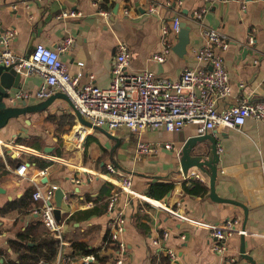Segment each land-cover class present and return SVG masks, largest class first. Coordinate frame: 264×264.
<instances>
[{
    "label": "crops",
    "instance_id": "0c3cea01",
    "mask_svg": "<svg viewBox=\"0 0 264 264\" xmlns=\"http://www.w3.org/2000/svg\"><path fill=\"white\" fill-rule=\"evenodd\" d=\"M181 1L180 4L178 0H0V39L5 31L15 29L11 48L18 55H29L38 44L57 49L67 37H73L69 49L60 56L73 75L82 73V83L93 82L103 87L111 83L121 41L132 52L128 70L150 69L158 75L178 79L185 68L199 66L194 50L203 46L205 37L203 26L194 20L193 13L206 6L204 24L220 29L230 40L224 56L233 92L220 101L219 108L264 100V0ZM116 5L117 13L114 12ZM67 10H74L77 15L58 17ZM179 10L182 21L186 20L191 26L187 53L179 55L173 49L164 61H157L154 55L163 49V26L170 25ZM250 37L254 38L253 44ZM168 38L174 47L178 34L171 32ZM79 61L84 65L80 66ZM21 81L22 91L36 92L44 78L22 75ZM23 100L27 105H40L46 99L31 95L18 100L15 107H22ZM153 131L159 134L155 139L151 136ZM212 131L217 132L220 153L216 189L222 197L247 205L245 247L255 263L240 253L244 209L234 203L211 199L210 191L207 196H198L184 189L183 183L187 177H194L192 173L210 188L207 173L193 168L184 176L177 156L182 140L198 134L195 124H187L176 132L157 128L140 133L126 127L109 130L84 126L69 101L56 97L42 109L10 118L0 129L3 141L0 159L4 161V166L0 167V186L6 189V193L0 192V207L23 195L29 187L57 185L65 192L59 221L64 243L59 245L57 260L63 250L70 249L71 240L75 238L94 247H104L111 216L106 204L111 192L103 191L110 182L100 173L109 174L107 165L112 162L117 167L113 176L133 179L132 193L121 191L119 201L127 218L123 235L127 243L124 264H153V257H156L154 264H221L222 257L212 248L211 225L235 218L239 219V231L229 238V245L231 253L238 255L237 264H264V122L249 118L240 128ZM17 137L33 140L42 149L24 141L17 142L18 151L9 148L6 143L16 141ZM139 139L170 142L173 148L160 146L152 154H137L135 145ZM46 147H51L49 153L45 152ZM72 147L74 152L66 155ZM8 156L21 162L14 165L15 161H10ZM43 160L51 163L43 168L40 166ZM21 163L27 165L23 174L17 171ZM43 170H46L44 175ZM159 178L175 180L174 188L162 200L146 194L149 184ZM33 203L35 207L40 204L39 201ZM170 207L179 211L171 212ZM40 221L41 215L35 211L24 215L0 214V248L8 250L6 260L0 258V264H11L17 257L9 247V239L16 238L18 231L29 224ZM164 231H170L167 246L178 255L171 263L163 260L166 256L156 254L160 247L155 240ZM114 257L112 255L109 264ZM66 264L83 262L76 258Z\"/></svg>",
    "mask_w": 264,
    "mask_h": 264
},
{
    "label": "built area",
    "instance_id": "2783aa9c",
    "mask_svg": "<svg viewBox=\"0 0 264 264\" xmlns=\"http://www.w3.org/2000/svg\"><path fill=\"white\" fill-rule=\"evenodd\" d=\"M181 4V0H178ZM153 10V9H151ZM207 7L196 9L193 13L195 21L202 24L205 37L203 46L194 50L199 66L185 68L178 79L156 74L150 69L139 72L128 70L132 56L130 47L125 42H119L116 58L112 67V81L107 86H99L93 82L82 83V73L73 75L66 62L60 56L69 49L74 38L69 36L57 49L38 44L29 55H18L10 44L16 34L15 29H8L2 35L0 42V65L16 68L22 75H40L43 84L36 92L18 89L11 100H20L31 95L47 99L56 92L65 93L71 100L74 109L91 124V127H105L114 130L126 127L134 133L147 129L164 128L166 131H180L187 124H195L198 133H206L217 128H240L249 118L264 122V100L234 103L220 109L221 100L233 92L230 74L225 64V51L229 48V37L220 29L207 26L203 22ZM76 11H62L59 18L76 16ZM181 12L177 13L170 25L163 26V49L154 55L157 61H164L173 51V43L169 34H178L181 25ZM250 43L254 38L250 37ZM80 66L84 65L79 61ZM93 78V75L90 76ZM243 86L244 83L242 82ZM3 141L0 139V149ZM6 145L18 151L19 144L15 140ZM160 146L173 148L172 143H152L139 139L135 152L149 155L157 152ZM0 153H3L0 150ZM27 165L21 163L17 171L21 174ZM109 174L100 173L112 185L107 202V210L111 213L108 221L109 241L115 246L114 261L111 264H124L127 243L123 235L127 227V218L119 206L121 191L132 193L133 179L131 176L117 178L115 163H108ZM46 174V170L42 171ZM111 174V175H110ZM192 176H198L192 173ZM57 185L44 187L37 185L33 191V199L40 204L33 211L41 215L48 229L59 238L62 246L63 235L60 222L55 216L54 196ZM150 199V198H149ZM181 205V204H179ZM171 212L179 209L169 208ZM239 219H227L220 224L211 225L212 248L221 257V264H237L238 255L231 253L229 238L237 233ZM170 231H164L155 243L160 247L156 254L166 256L169 263L178 258L177 251L167 246ZM75 255L61 256L54 264H66L76 259ZM83 264L96 261L94 254L81 257Z\"/></svg>",
    "mask_w": 264,
    "mask_h": 264
},
{
    "label": "trees",
    "instance_id": "16d2710c",
    "mask_svg": "<svg viewBox=\"0 0 264 264\" xmlns=\"http://www.w3.org/2000/svg\"><path fill=\"white\" fill-rule=\"evenodd\" d=\"M104 3V2H103ZM102 3V6H103ZM73 120H70V122ZM21 137H17L16 142H23ZM24 141L23 143L32 145L38 149H42L41 145L35 144L33 140ZM10 161L14 162V165H18L21 160L13 159L8 156ZM51 162L43 160L40 166L43 168L48 166ZM4 166V161L0 159V167ZM175 186L174 179L159 178L152 181L147 188V196L162 200ZM184 189L191 195L207 196L209 194V186L199 178L187 177L183 183ZM111 183L106 184L105 192L108 194L111 192ZM35 187H29L25 190L24 194L20 197L8 201L3 207H0V214L14 215V214H27L34 210L35 204L33 199V191ZM39 203L37 204V206ZM107 205V204H106ZM89 211L88 213H91ZM44 227V228H43ZM106 246H91L89 242L80 238L71 240L70 249L68 251H62V256L75 255L77 258H81L85 255L94 254L96 261L90 264H109L115 248L109 241V234L105 236ZM60 240L53 232H51L43 221L35 224L31 223L28 227L18 231L16 238L9 239V247L17 257L11 261V264H53L57 260L59 254ZM6 254L8 250L6 248H0V258L6 260ZM164 258L163 260H167ZM153 264L156 261V257H153ZM169 261V259H168Z\"/></svg>",
    "mask_w": 264,
    "mask_h": 264
},
{
    "label": "water",
    "instance_id": "95a60500",
    "mask_svg": "<svg viewBox=\"0 0 264 264\" xmlns=\"http://www.w3.org/2000/svg\"><path fill=\"white\" fill-rule=\"evenodd\" d=\"M117 6L114 12L117 13ZM191 26L186 20L181 21L180 30L178 32V42L174 45L173 49L179 55L187 53V46L191 41L190 38ZM22 74L14 67H7L0 65V129L4 127L10 118L18 117L29 111H35L46 107L49 102L56 97H64L73 106L70 98L63 92H58L47 98L40 105H27V101L23 100L22 107L16 108L18 100H11L14 97L16 89L22 88ZM74 108V106H73ZM79 122L84 126H91L82 115L76 111ZM95 127V126H94ZM102 128V127H99ZM216 131H209L206 133H198L182 140V146L177 153L179 158L180 168L184 176H188L191 169L207 173L210 178V197L215 201L230 202L241 206L244 209L245 219L241 233V256L249 259L255 263L254 258L246 252L245 247V234L246 222L249 215L247 205L232 198H226L219 195L216 189V181L218 178L220 161L219 153V139L216 136ZM51 147H46L45 152L49 153ZM0 192L6 193V189L0 186ZM65 197V192L62 187H58L55 191V216L58 221L62 218V203Z\"/></svg>",
    "mask_w": 264,
    "mask_h": 264
},
{
    "label": "rangeland",
    "instance_id": "374dc122",
    "mask_svg": "<svg viewBox=\"0 0 264 264\" xmlns=\"http://www.w3.org/2000/svg\"><path fill=\"white\" fill-rule=\"evenodd\" d=\"M102 128H104V127H102ZM102 130H104V129H102ZM107 133H108V132H107ZM166 133H167V132H165V134H166ZM141 135H142V134H141ZM151 136H152L153 139H155L156 137L159 136V134H158L157 131H153L152 134H151ZM72 152H74V147H72L71 150H68L67 152H65V154H66V155H69V154H72Z\"/></svg>",
    "mask_w": 264,
    "mask_h": 264
}]
</instances>
